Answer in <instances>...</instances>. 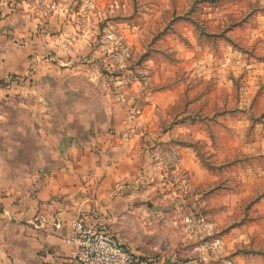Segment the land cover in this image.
I'll return each mask as SVG.
<instances>
[{"label": "rangeland", "instance_id": "374dc122", "mask_svg": "<svg viewBox=\"0 0 264 264\" xmlns=\"http://www.w3.org/2000/svg\"><path fill=\"white\" fill-rule=\"evenodd\" d=\"M262 17L241 0H0L7 158L36 167L38 124L46 139L54 124L75 130L82 152L63 162L95 153L82 138L91 124L120 152L134 138L139 168L99 222L178 264H264ZM124 48L139 70L126 63L125 76L113 60L114 79L101 80L98 62ZM168 130L174 137L158 141Z\"/></svg>", "mask_w": 264, "mask_h": 264}, {"label": "crops", "instance_id": "0c3cea01", "mask_svg": "<svg viewBox=\"0 0 264 264\" xmlns=\"http://www.w3.org/2000/svg\"><path fill=\"white\" fill-rule=\"evenodd\" d=\"M42 125L46 128L45 122ZM91 125L82 138L88 143L92 139L97 146L95 153L89 155L86 150L80 158L69 156L65 162L62 154L77 155L81 150L75 145V130L62 131L60 124L52 126L49 139L38 124L41 134H37L34 168L24 162L21 168H14L7 158V147L0 143V152H4L0 153V264H76L74 249L65 242L72 234V223L79 217L99 222L112 212V197L122 189L126 176L139 168L138 145L134 138L122 139L125 149L120 152L115 140L99 138L94 134L99 128ZM171 131L157 140L167 142L174 137ZM183 157L181 162L185 163Z\"/></svg>", "mask_w": 264, "mask_h": 264}, {"label": "built area", "instance_id": "2783aa9c", "mask_svg": "<svg viewBox=\"0 0 264 264\" xmlns=\"http://www.w3.org/2000/svg\"><path fill=\"white\" fill-rule=\"evenodd\" d=\"M74 249L76 264H178L176 257L141 254L103 222L84 217L72 223V234L65 240Z\"/></svg>", "mask_w": 264, "mask_h": 264}, {"label": "clouds", "instance_id": "9594fccd", "mask_svg": "<svg viewBox=\"0 0 264 264\" xmlns=\"http://www.w3.org/2000/svg\"><path fill=\"white\" fill-rule=\"evenodd\" d=\"M241 2H242V4L247 5V8L249 11H251L252 9H255L257 12L264 13V0H241ZM262 18H264V17H262ZM121 47H123V45H121ZM134 59H135V57L133 55V52L127 48H124V57H119V56L114 57L110 53L109 56L106 58V62L101 61V62H98V64H97V72H98V74H100V79L106 80V81H110V80L114 79L110 75L111 71H113L117 67V65L115 63H113V60L119 61V68L123 69L125 76L129 75V70L126 67V63L127 64H133V71H138L139 66H136L133 63ZM105 69L108 70L107 74L104 73ZM208 132L210 134H212L214 137L217 136V130L213 126L208 127ZM207 151L209 153L208 155H204V153H201V155L204 158V162L206 164L211 165V163L216 158L211 155V153H212L211 148H209ZM148 191L151 192L152 190L149 188ZM146 195H147V193H146ZM114 227H116V226L114 225ZM245 243H247V241H245Z\"/></svg>", "mask_w": 264, "mask_h": 264}]
</instances>
